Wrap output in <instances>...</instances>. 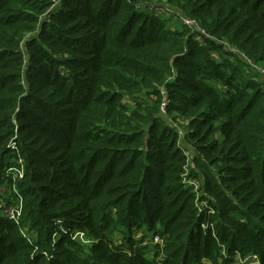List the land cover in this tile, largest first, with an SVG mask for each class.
<instances>
[{
  "label": "trees",
  "instance_id": "1",
  "mask_svg": "<svg viewBox=\"0 0 264 264\" xmlns=\"http://www.w3.org/2000/svg\"><path fill=\"white\" fill-rule=\"evenodd\" d=\"M262 70L264 0H0V264H264Z\"/></svg>",
  "mask_w": 264,
  "mask_h": 264
},
{
  "label": "rangeland",
  "instance_id": "2",
  "mask_svg": "<svg viewBox=\"0 0 264 264\" xmlns=\"http://www.w3.org/2000/svg\"><path fill=\"white\" fill-rule=\"evenodd\" d=\"M163 15V14H162ZM167 16H170L168 13H166V17ZM184 21V20H183ZM185 21H187V20H185ZM184 21V22H185ZM177 22V25H180V23L178 22V21H176ZM218 58H220V56L218 55ZM262 81L264 82V78H262ZM12 146L14 147V143H12ZM16 176V175H15ZM1 194L2 195H4L7 199H9V198H11L12 196L10 195V189H9V187L8 186H4L3 188H2V190H1ZM17 201L16 200H14V204H13V206L12 207H9V209H10V211H6L5 213H7L8 212V217L10 218H12V219H16V220H21L20 219V216H21V213H22V204L20 203H16ZM16 203V204H15ZM4 206V205H3ZM26 233V232H25ZM150 237H152V235H150ZM142 239V238H141ZM151 239V238H150ZM114 241L118 244V243H120V239L119 240H117L116 238H114ZM153 241H154V243H156V242H162V239H159V241H155V236L153 237ZM148 243V244H147ZM144 247H146V249L147 250H145V251H147V253H146V255H147V257H149V258H152V256H153V247H152V243H150V241L149 240H146L145 242H144ZM252 257H250V256H248V257H246L245 258V261L247 262L246 264H255L257 261H255L254 259H251ZM239 260V262L241 261L240 259H238ZM243 261V260H242Z\"/></svg>",
  "mask_w": 264,
  "mask_h": 264
},
{
  "label": "built area",
  "instance_id": "3",
  "mask_svg": "<svg viewBox=\"0 0 264 264\" xmlns=\"http://www.w3.org/2000/svg\"><path fill=\"white\" fill-rule=\"evenodd\" d=\"M185 20H187V21H185ZM184 24H187V25H195L194 27L197 29V31L200 33V34H205L206 32L204 31V30H202L199 26H197L198 24H196V22H194V21H191L190 19H184ZM206 36H207V34H206ZM262 72L264 73V70H262ZM153 98H155V96H151V98H150V100H153ZM168 105V102L167 101H165V102H163L162 103V112L164 113V114H166V109H167V106ZM177 127H178V129H179V131H180V134H183V130H182V128L180 127V126H178L177 124H175ZM84 235H81V238L83 237ZM159 239H160V237L159 236H155V241H159ZM250 257H252L251 259H254L255 261H257L255 264H259V257L258 256H256V255H251ZM242 263H247L245 260L244 261H242Z\"/></svg>",
  "mask_w": 264,
  "mask_h": 264
}]
</instances>
